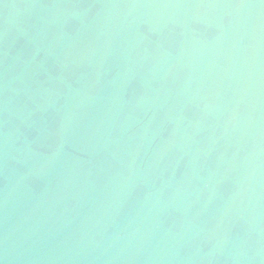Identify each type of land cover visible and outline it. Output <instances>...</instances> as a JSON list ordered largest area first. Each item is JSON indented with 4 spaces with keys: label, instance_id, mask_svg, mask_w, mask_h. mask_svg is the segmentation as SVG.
<instances>
[{
    "label": "water",
    "instance_id": "1",
    "mask_svg": "<svg viewBox=\"0 0 264 264\" xmlns=\"http://www.w3.org/2000/svg\"><path fill=\"white\" fill-rule=\"evenodd\" d=\"M0 264H264V0H0Z\"/></svg>",
    "mask_w": 264,
    "mask_h": 264
}]
</instances>
